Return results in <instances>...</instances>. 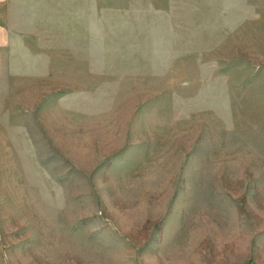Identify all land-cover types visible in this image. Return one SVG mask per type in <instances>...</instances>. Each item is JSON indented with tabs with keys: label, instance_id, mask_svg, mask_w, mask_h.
<instances>
[{
	"label": "rangeland",
	"instance_id": "1",
	"mask_svg": "<svg viewBox=\"0 0 264 264\" xmlns=\"http://www.w3.org/2000/svg\"><path fill=\"white\" fill-rule=\"evenodd\" d=\"M3 4L0 264H264V0Z\"/></svg>",
	"mask_w": 264,
	"mask_h": 264
},
{
	"label": "crops",
	"instance_id": "2",
	"mask_svg": "<svg viewBox=\"0 0 264 264\" xmlns=\"http://www.w3.org/2000/svg\"><path fill=\"white\" fill-rule=\"evenodd\" d=\"M6 0H0V4H3ZM4 5V4H3Z\"/></svg>",
	"mask_w": 264,
	"mask_h": 264
}]
</instances>
